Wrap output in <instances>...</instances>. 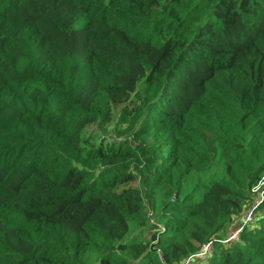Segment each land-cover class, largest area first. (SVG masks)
Segmentation results:
<instances>
[{
  "label": "trees",
  "instance_id": "16d2710c",
  "mask_svg": "<svg viewBox=\"0 0 264 264\" xmlns=\"http://www.w3.org/2000/svg\"><path fill=\"white\" fill-rule=\"evenodd\" d=\"M262 176L264 0H0V264H264Z\"/></svg>",
  "mask_w": 264,
  "mask_h": 264
},
{
  "label": "built area",
  "instance_id": "2783aa9c",
  "mask_svg": "<svg viewBox=\"0 0 264 264\" xmlns=\"http://www.w3.org/2000/svg\"><path fill=\"white\" fill-rule=\"evenodd\" d=\"M252 200L247 208H245L238 215L234 216L231 224H230V233L220 238V242L223 244H232L234 243L238 237L240 231L243 229L245 225L251 223L256 217V210L258 205L264 199V176L258 180L251 188ZM215 241L211 239L201 245L200 250L191 257H197L198 260L196 264H205L206 259L209 255H211L215 249ZM190 257V258H191ZM190 258L181 264H188Z\"/></svg>",
  "mask_w": 264,
  "mask_h": 264
},
{
  "label": "crops",
  "instance_id": "0c3cea01",
  "mask_svg": "<svg viewBox=\"0 0 264 264\" xmlns=\"http://www.w3.org/2000/svg\"><path fill=\"white\" fill-rule=\"evenodd\" d=\"M229 229V228H228ZM229 232V230H225L222 234V237H225L224 235ZM227 235V234H226ZM198 258L197 257H191L188 264H196Z\"/></svg>",
  "mask_w": 264,
  "mask_h": 264
},
{
  "label": "rangeland",
  "instance_id": "374dc122",
  "mask_svg": "<svg viewBox=\"0 0 264 264\" xmlns=\"http://www.w3.org/2000/svg\"><path fill=\"white\" fill-rule=\"evenodd\" d=\"M197 177H199V176H196V175H191L190 176V178H189V181H195L196 180V178ZM136 232V231H135ZM134 231L132 232V230H131V232H130V234L128 235V238L127 239H129V238H132L133 237V234L135 233ZM210 260H212V259H210Z\"/></svg>",
  "mask_w": 264,
  "mask_h": 264
},
{
  "label": "water",
  "instance_id": "95a60500",
  "mask_svg": "<svg viewBox=\"0 0 264 264\" xmlns=\"http://www.w3.org/2000/svg\"><path fill=\"white\" fill-rule=\"evenodd\" d=\"M157 237H158V234L157 233H153L152 236H151V239L155 241L157 239Z\"/></svg>",
  "mask_w": 264,
  "mask_h": 264
}]
</instances>
